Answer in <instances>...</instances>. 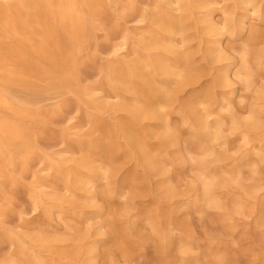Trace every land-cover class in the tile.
Instances as JSON below:
<instances>
[{"label":"rangeland","instance_id":"rangeland-1","mask_svg":"<svg viewBox=\"0 0 264 264\" xmlns=\"http://www.w3.org/2000/svg\"><path fill=\"white\" fill-rule=\"evenodd\" d=\"M102 1L75 65L86 91L0 78V125L21 130L0 132V264H264V0ZM139 55L176 74L114 83ZM141 98L159 117L134 136L156 168L118 130Z\"/></svg>","mask_w":264,"mask_h":264},{"label":"bare ground","instance_id":"bare-ground-1","mask_svg":"<svg viewBox=\"0 0 264 264\" xmlns=\"http://www.w3.org/2000/svg\"><path fill=\"white\" fill-rule=\"evenodd\" d=\"M103 8L102 0H0V78L9 80L18 72L34 69L41 73L56 74L63 89L68 90L74 84L77 93L86 91L87 88L79 86L78 83L76 60L91 37L92 28ZM153 41L156 44L154 39ZM169 50L178 61L188 67L194 62L192 56L180 54L172 47ZM148 66L150 74H161L165 77L176 74L162 60L151 57L144 61L139 55L124 66L113 68L111 75L114 83L123 84L126 89L131 79L139 75L144 77V84L147 85L149 78L144 76L143 69L147 70ZM193 69H196V66L192 67V71ZM186 79L190 81V85L199 81L197 75L189 74L177 85ZM180 91L184 92V89ZM164 92L168 96L169 91ZM8 103L0 92V105ZM123 103H130L122 105L121 108L128 115V119L124 121L125 124L119 123L118 130L123 133L127 145L137 154L141 164L156 168L157 160L151 151L134 136L140 135L134 124L144 119H157L158 111L144 98ZM136 103L140 105L135 106ZM187 108L198 126L206 128L205 119L195 115L191 107ZM248 124L255 125V120L248 121ZM0 132L9 139L21 137V130L7 123L0 125ZM157 136L162 143H167L172 137V132L165 129ZM105 148L110 150L113 147L109 143Z\"/></svg>","mask_w":264,"mask_h":264}]
</instances>
